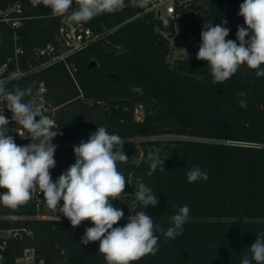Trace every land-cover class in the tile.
<instances>
[{"label":"trees","instance_id":"16d2710c","mask_svg":"<svg viewBox=\"0 0 264 264\" xmlns=\"http://www.w3.org/2000/svg\"><path fill=\"white\" fill-rule=\"evenodd\" d=\"M243 2L192 0L178 5L175 17H159L153 12L138 16L145 8L131 5L117 13L97 15L84 24L101 36L68 58L73 76L62 60L48 64L50 57L40 55L49 45L59 51L60 31L67 22L53 16L50 7H33L31 0H0V69L6 66L0 80L9 90L32 86V94L25 98L32 103L43 95L45 115L54 119L61 133L52 140L56 145V166L50 169L53 182L75 163L74 146L103 126L109 134L121 136L129 158L118 162L126 185L112 204L123 210L124 217L113 227L126 226L129 215L145 211L167 230L178 209L189 206L182 235L165 239L157 232L158 252L131 264H241L256 236L264 232V126H247L249 121L264 124V104L260 108L264 81L248 79L240 69L214 85L206 61L170 59L178 23L182 38L191 35L201 44L204 24L216 26L227 20L224 26L230 32L226 40L239 43L238 26L246 27L238 15ZM76 7L74 0L69 11ZM93 61L97 67L88 70ZM243 66L256 77V70ZM13 72L23 74L9 80ZM137 86L142 93L132 90ZM240 92L246 95L240 96ZM240 100L247 102L246 108L240 106ZM6 108V101L0 99L5 117ZM140 110L141 117L137 115ZM6 127L17 145L31 142L29 135L24 140L18 137L15 122ZM165 136L187 139L162 138ZM150 150L158 152L161 161L165 159L151 176L147 175ZM248 150L242 168L239 160ZM163 166L165 171L160 170ZM194 166L208 173L206 182L187 180L186 172ZM250 179V192L239 200ZM137 180L153 189L157 206L145 207L136 200ZM4 191L0 188V193ZM232 196L239 201L231 204ZM245 206L247 216L237 240ZM92 226L85 220L73 228L59 210L53 213L34 199L15 210L0 204V230L19 233L0 249V264H18L27 249L34 250L37 264L41 260L44 264H106L99 241L80 243L86 228Z\"/></svg>","mask_w":264,"mask_h":264},{"label":"clouds","instance_id":"9594fccd","mask_svg":"<svg viewBox=\"0 0 264 264\" xmlns=\"http://www.w3.org/2000/svg\"><path fill=\"white\" fill-rule=\"evenodd\" d=\"M150 2L129 0L126 4L125 0H75L77 7L69 11L74 0H31L33 7L40 4L50 7L53 16L67 23H86L97 15L117 13L130 5L147 8ZM238 15L244 18L246 25L238 26L236 37L239 43L226 40L230 32L224 26L227 20L221 25H203L205 30L200 34L201 44L196 58L210 66L214 85L230 79L241 65L256 70V77H264V0H244ZM163 23L167 24L168 20L164 19ZM16 78L15 72L9 75V80ZM132 90L142 93L139 86ZM32 91V86H16L9 90L6 82L0 80V99L6 101L7 109L12 112L11 120L23 130L21 136L26 131L31 140L26 146L17 145L13 136L8 135L9 119L0 112V188L5 189L0 193V204L15 210L42 193L46 208L53 213L59 210L73 228L90 220L94 226L86 228L80 243L99 241V252L106 264H131L145 255H155L159 250L157 232L165 239L182 235L183 225L189 219L188 205L180 207L171 217V226L167 230L154 223L145 211L129 215L126 226L113 227L124 217L123 210L112 204L124 193L126 185L125 176L118 171V162H127L129 158L123 150L121 136L109 134L103 126L90 134L86 142L74 146L75 163L53 182L50 169L56 166V145L52 140L61 133L54 120L44 115L40 107L29 99L25 102ZM239 95L245 96L246 93L240 92ZM240 106L246 108L247 102L240 100ZM164 160H160L158 152L150 150L147 175L151 176ZM160 170L165 171L164 166ZM186 176L190 183L209 179L208 173L199 166L188 170ZM135 198L145 207L158 205L156 193L142 180L136 182ZM61 200L63 205L59 206ZM249 253L251 257L248 254L241 264H252L253 261L264 264V232L256 236Z\"/></svg>","mask_w":264,"mask_h":264},{"label":"built area","instance_id":"2783aa9c","mask_svg":"<svg viewBox=\"0 0 264 264\" xmlns=\"http://www.w3.org/2000/svg\"><path fill=\"white\" fill-rule=\"evenodd\" d=\"M189 1L192 0H154L151 4L147 6L141 12L138 16L144 15L148 12H153L156 16L159 17H175L177 6L181 4H186ZM5 21H8V19L5 18ZM14 25H18V23H14ZM100 34L95 33L92 29L85 26L84 22L81 23H66L61 28L59 39H60V46L59 51H57L56 46L49 45L46 48L40 50V55L42 56H49L50 59L48 61V64L54 61L62 60L68 69L70 70L71 74L74 76V67L73 64H71L68 61V58L75 53L87 48L88 46L92 45L96 41L99 40ZM0 69V75L3 73L4 68ZM23 72H19L17 76L22 75ZM43 87V85H42ZM42 92H44V88L41 89ZM34 105L41 108L43 114H46L47 107L45 105V100L43 95H40L37 97L33 103ZM7 119H9L10 122H14L11 120L12 112H6ZM54 120V119H53ZM55 122V121H54ZM15 131L18 133V137L21 140H24L27 138L26 131L24 133V136L22 137L21 134L23 133V130L19 128V126L16 124ZM250 146L249 144H247ZM19 146H26V145H19ZM34 200L38 201L39 204L43 202V194L41 193L38 198H33ZM38 218H47L46 216H38ZM19 233L18 231L8 230V231H1L0 230V249L4 250L8 240L12 237H18ZM3 259V255L0 252V261ZM18 264H37V257L35 255L34 250L27 249L24 253V256L18 260ZM38 264H44V261H40Z\"/></svg>","mask_w":264,"mask_h":264},{"label":"rangeland","instance_id":"374dc122","mask_svg":"<svg viewBox=\"0 0 264 264\" xmlns=\"http://www.w3.org/2000/svg\"><path fill=\"white\" fill-rule=\"evenodd\" d=\"M178 34L172 39V46L174 48L173 54L171 56V62H174L179 58H191L197 59V52L199 50L198 42L192 36H186V38H182L180 34L182 33V25L180 23L177 24ZM137 115L142 116V111H137ZM162 138H182L187 139V137L180 136H165ZM235 198L234 196H232ZM231 197V198H232Z\"/></svg>","mask_w":264,"mask_h":264},{"label":"water","instance_id":"95a60500","mask_svg":"<svg viewBox=\"0 0 264 264\" xmlns=\"http://www.w3.org/2000/svg\"><path fill=\"white\" fill-rule=\"evenodd\" d=\"M97 65H98V64H97L96 61L91 62V63L88 65V70H93L94 68L97 67ZM241 71H242V73L246 76V78H248V79H258V80L264 81L263 78H260V77H259V78H258V77H253V76L249 75V73L246 71V69L244 68L243 65H241ZM27 101H28V100H25V102H27ZM263 104H264V101H261V102H260V108H261L262 110H263ZM5 111L11 113V111L8 110L7 108H6ZM36 120L38 121V120H39V117H37ZM250 124L253 125V126H255V127H263V126H264V124H260V125H258V124H255V123L252 122V121L247 122V126H248V127H249ZM26 134L29 135L27 132H26ZM248 134H249V130H248V132H247V134H246V139H247V137H248ZM249 155H250V150H248L247 155H245V156H243L242 158H240L239 162H240L242 168H243L242 161H243L245 158H247ZM251 187H252V180L250 179V183H249V187H248L247 191L245 192V194H244L239 200L243 199V198H244V197L250 192ZM239 200H238V199H235V198L232 197V198L230 199L229 202L232 204L234 201H237V202H238ZM247 211H248V209H247V207L245 206V213H244V215H243V216L240 218V220H239L240 229H239V231H238L237 234H236V238H237V240H240L239 238H240V234H241V228H242L243 222H244V220H245V218H246V216H247ZM253 241H254V240H253ZM252 244H253V242H252ZM252 244H251V246H252ZM250 257H251V254L249 253V258H250Z\"/></svg>","mask_w":264,"mask_h":264},{"label":"crops","instance_id":"0c3cea01","mask_svg":"<svg viewBox=\"0 0 264 264\" xmlns=\"http://www.w3.org/2000/svg\"><path fill=\"white\" fill-rule=\"evenodd\" d=\"M188 36H191V35H188ZM193 37V36H192ZM194 38V37H193ZM195 39V38H194ZM199 44V43H198ZM200 45V44H199Z\"/></svg>","mask_w":264,"mask_h":264}]
</instances>
